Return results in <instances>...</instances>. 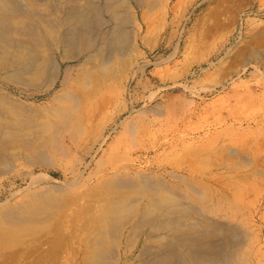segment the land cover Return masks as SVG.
<instances>
[{
	"label": "bare ground",
	"instance_id": "1",
	"mask_svg": "<svg viewBox=\"0 0 264 264\" xmlns=\"http://www.w3.org/2000/svg\"><path fill=\"white\" fill-rule=\"evenodd\" d=\"M184 1L0 0L4 258L42 232L65 264H264V139L179 117L184 80L147 91Z\"/></svg>",
	"mask_w": 264,
	"mask_h": 264
},
{
	"label": "rangeland",
	"instance_id": "2",
	"mask_svg": "<svg viewBox=\"0 0 264 264\" xmlns=\"http://www.w3.org/2000/svg\"><path fill=\"white\" fill-rule=\"evenodd\" d=\"M177 1L174 0L173 4ZM187 1H184L186 5L184 3L180 10L175 12L177 14L181 11L178 13L179 15L177 14L178 16L174 12L172 13L171 18L173 17L174 20L177 17L178 19L176 18L177 20L173 24L163 30L164 34L160 33L162 50L156 51L151 57L163 55L169 58L170 53L174 52V47L180 42L179 52L160 66L151 64L148 67L150 74L156 73L152 75L160 79L158 83L161 86L151 84L152 86L148 87L147 91L162 87L164 83L162 78L169 83L184 80L190 87H193V90L189 89L188 93L192 94L193 97L190 98L195 101L197 109L181 110L178 112L179 117L189 115L187 120L200 125L242 126L244 130L235 134V137L242 140L255 137L260 140L264 139V131L262 134L253 131L261 130L260 128L264 126V0ZM183 7L188 9H186L187 11L184 9L185 13H183ZM180 15L183 17L182 19ZM175 23L177 24L175 25ZM174 30H176L175 33ZM173 35L175 38L172 39ZM174 74L175 76H173ZM173 77L175 79H172ZM160 91V96L168 104L183 101L181 89L162 87ZM215 135L225 136V134H212L211 137H215ZM93 168L94 166L91 169ZM91 169L86 170V173H90ZM97 171L99 172L96 168L91 180L96 178ZM88 182H85L86 187L92 183V181L89 182L90 184ZM85 190L84 195H86ZM50 192L61 196L60 193L53 190ZM24 193L26 194V192ZM20 195L16 198L17 200L24 196L23 193ZM40 234L42 235V232H37L34 235L31 248L21 251L22 255L17 253L18 257H14L8 252L2 253L11 256L9 258L6 256L7 260L6 257L0 255V264H65L66 249L63 240L58 242L62 244L55 242L60 245L59 247L56 244L53 247L51 245L53 241L47 243L46 239L50 235L54 237V234L47 235L46 233L45 235L43 233L42 238H37ZM35 245L38 247L36 248ZM50 245L55 250L53 257L60 260L58 263L56 259L55 263L52 258L50 259L51 250L46 252L48 255L45 253V250L50 249ZM56 250L64 255L63 258L60 252L58 253L61 256L58 255ZM29 251L33 254L31 252L28 254ZM13 258L16 259L13 260ZM43 258L45 259L43 260Z\"/></svg>",
	"mask_w": 264,
	"mask_h": 264
}]
</instances>
